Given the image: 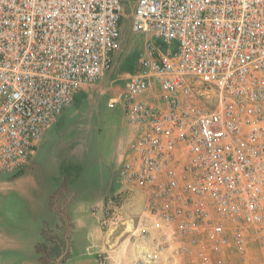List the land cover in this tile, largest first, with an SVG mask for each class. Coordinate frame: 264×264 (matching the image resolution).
<instances>
[{
  "label": "built area",
  "instance_id": "2783aa9c",
  "mask_svg": "<svg viewBox=\"0 0 264 264\" xmlns=\"http://www.w3.org/2000/svg\"><path fill=\"white\" fill-rule=\"evenodd\" d=\"M122 2L0 0L1 175L113 69ZM132 30L145 46L111 103L134 131L121 177L146 195L136 264H164L170 241L189 264H232L251 240L264 250V0H137ZM151 229L163 241L144 245Z\"/></svg>",
  "mask_w": 264,
  "mask_h": 264
},
{
  "label": "crops",
  "instance_id": "0c3cea01",
  "mask_svg": "<svg viewBox=\"0 0 264 264\" xmlns=\"http://www.w3.org/2000/svg\"><path fill=\"white\" fill-rule=\"evenodd\" d=\"M91 86L54 120L20 173L0 174V264L139 260V245L128 254L120 231L102 229L114 199L126 189L121 168L134 131L122 106L119 113H103L98 97L112 94L109 103L119 105L111 100L123 87L98 95L102 83ZM77 98L85 108L80 120L69 117Z\"/></svg>",
  "mask_w": 264,
  "mask_h": 264
},
{
  "label": "rangeland",
  "instance_id": "374dc122",
  "mask_svg": "<svg viewBox=\"0 0 264 264\" xmlns=\"http://www.w3.org/2000/svg\"><path fill=\"white\" fill-rule=\"evenodd\" d=\"M136 1L137 0H123L122 2L124 7V16L122 19V49L118 54L119 58L117 63H115L113 69L106 70L97 82H101L103 87L101 88V92L98 93V95H106L107 93L112 92L109 91L111 90V88L114 90H119L124 87L127 75L132 74L135 70H137L139 66L140 53L144 49L145 38L132 30L133 11ZM164 48H166V46H164ZM91 85H85L82 87V89L88 88L89 90H92L93 87ZM111 95L98 97L103 113H111L112 111L119 113L122 108L120 103L119 105L114 106L109 103V98ZM84 110L85 108L81 106L80 98H77L76 102L73 105V109L69 114V117L77 116L76 120L78 118L80 120L81 118H83ZM77 111H79L78 115H76ZM128 187L129 186L126 185L124 193H130L128 194V197H136L137 199L132 200L130 198L129 200L123 202H113L112 209H110V215L106 217L102 223V229L104 232L108 231L109 229H114L115 232L120 231L117 236L118 238H120V241L126 242V252L129 254L130 251L134 252V250L137 249L136 246L141 245V243H139L138 240H136L132 236L137 228L136 223L139 214L144 208L146 195L145 192L143 190H140L139 188L137 189L130 187L129 190ZM138 198L139 201L141 200L140 202H138ZM114 212L120 213L123 218V221H121L118 225L110 224V220ZM105 222H108L106 226H104ZM141 231L142 230L139 229L136 235H139ZM161 237L162 234H160V232L156 231L155 229H151L149 231L148 238L143 243L144 245H153V243H156L157 241H163ZM170 246L171 248L164 252V260L173 261L175 264H189L187 255L173 254V250L177 247V245L173 244L172 241H170ZM227 256L228 258H230L232 264H264V250L255 240H251L249 242L248 250L244 255H240L237 252L233 251L228 253Z\"/></svg>",
  "mask_w": 264,
  "mask_h": 264
}]
</instances>
